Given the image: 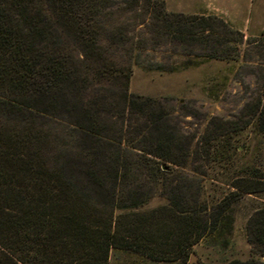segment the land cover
Wrapping results in <instances>:
<instances>
[{
	"label": "trees",
	"instance_id": "trees-1",
	"mask_svg": "<svg viewBox=\"0 0 264 264\" xmlns=\"http://www.w3.org/2000/svg\"><path fill=\"white\" fill-rule=\"evenodd\" d=\"M140 24L184 57L172 71L234 60L242 42L222 18L163 0H0V264H109L112 251L186 260L201 240L228 244L235 197L263 190L235 179L206 200L197 164L233 163L238 123L211 117L192 148L161 101L128 92L132 64L164 69L147 59V39L129 37ZM244 110L264 136V92ZM154 197L164 203L142 210ZM246 233L251 257L229 264H264V206Z\"/></svg>",
	"mask_w": 264,
	"mask_h": 264
},
{
	"label": "rangeland",
	"instance_id": "rangeland-1",
	"mask_svg": "<svg viewBox=\"0 0 264 264\" xmlns=\"http://www.w3.org/2000/svg\"><path fill=\"white\" fill-rule=\"evenodd\" d=\"M163 2L171 12L222 18L235 31L234 35L242 38V42L237 45L234 60L212 59L172 71L169 70L170 65L178 66L184 59L179 55V50L171 43L154 45L148 40L150 33L144 24L134 28L127 26V33L133 41L147 39V59L164 65L163 70L148 71L132 64L128 92L161 101L170 111L168 125L183 138L190 139L192 148L198 147L197 142L203 137L211 117L238 123L237 129L231 132L233 163L220 165L203 159L197 164H202L205 170V175H200V178L207 201L213 203L234 191L230 184L235 179L246 182L255 180L263 190L255 194L238 193L235 197L234 221L228 244L204 239L188 248L186 260L172 262H153L140 255L112 251L109 264H229L235 259L245 261L251 257L247 221L257 208L264 206V136L257 134L252 124H245L249 115L244 110L246 103L264 92V0ZM128 48L129 45L126 50ZM123 51H115L116 60ZM131 117L133 115L125 116V130L129 128L131 131L135 126ZM111 122L115 124L109 133L115 135L113 131L120 128L121 122L115 118L107 119V123ZM163 203L161 198L154 197L142 210L149 211Z\"/></svg>",
	"mask_w": 264,
	"mask_h": 264
}]
</instances>
